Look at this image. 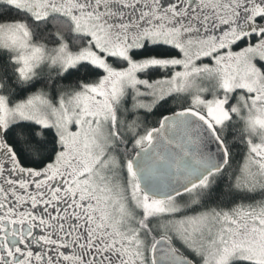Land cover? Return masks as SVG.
Listing matches in <instances>:
<instances>
[{
  "label": "snow or ice",
  "instance_id": "snow-or-ice-1",
  "mask_svg": "<svg viewBox=\"0 0 264 264\" xmlns=\"http://www.w3.org/2000/svg\"><path fill=\"white\" fill-rule=\"evenodd\" d=\"M0 264H264V0H0Z\"/></svg>",
  "mask_w": 264,
  "mask_h": 264
}]
</instances>
